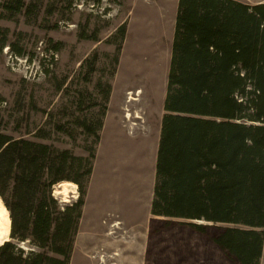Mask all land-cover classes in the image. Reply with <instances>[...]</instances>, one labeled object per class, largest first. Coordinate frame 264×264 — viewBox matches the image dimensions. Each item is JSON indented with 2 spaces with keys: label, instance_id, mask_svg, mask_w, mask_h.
<instances>
[{
  "label": "rangeland",
  "instance_id": "374dc122",
  "mask_svg": "<svg viewBox=\"0 0 264 264\" xmlns=\"http://www.w3.org/2000/svg\"><path fill=\"white\" fill-rule=\"evenodd\" d=\"M25 1L0 10V132L94 153L69 264H236L211 241L225 225L150 214L178 0ZM52 196L69 205L78 188Z\"/></svg>",
  "mask_w": 264,
  "mask_h": 264
},
{
  "label": "trees",
  "instance_id": "16d2710c",
  "mask_svg": "<svg viewBox=\"0 0 264 264\" xmlns=\"http://www.w3.org/2000/svg\"><path fill=\"white\" fill-rule=\"evenodd\" d=\"M31 9L25 0L0 4L14 15ZM163 110L151 216L225 225L211 241L236 264H259L264 3L178 0ZM93 159L0 132V199L10 219L0 264L70 263ZM64 181L79 196L61 206L52 188ZM27 241L40 251L24 253L15 243Z\"/></svg>",
  "mask_w": 264,
  "mask_h": 264
},
{
  "label": "bare ground",
  "instance_id": "6f19581e",
  "mask_svg": "<svg viewBox=\"0 0 264 264\" xmlns=\"http://www.w3.org/2000/svg\"><path fill=\"white\" fill-rule=\"evenodd\" d=\"M10 233L9 214L0 200V245L8 241Z\"/></svg>",
  "mask_w": 264,
  "mask_h": 264
},
{
  "label": "crops",
  "instance_id": "0c3cea01",
  "mask_svg": "<svg viewBox=\"0 0 264 264\" xmlns=\"http://www.w3.org/2000/svg\"><path fill=\"white\" fill-rule=\"evenodd\" d=\"M111 99H112V97L110 98V100H109V104H110V101H111ZM96 160V159H95ZM95 166V163L93 164V167ZM92 171H93V169H92ZM88 191H89V186H88V190H87V193H86V197H88V195H89V193H88ZM86 199V198H85ZM150 205H151V203H150ZM113 228H115V225L113 226ZM7 242V241H6Z\"/></svg>",
  "mask_w": 264,
  "mask_h": 264
}]
</instances>
